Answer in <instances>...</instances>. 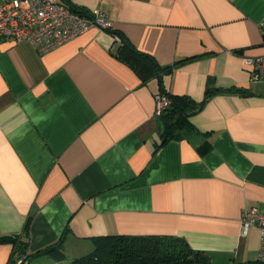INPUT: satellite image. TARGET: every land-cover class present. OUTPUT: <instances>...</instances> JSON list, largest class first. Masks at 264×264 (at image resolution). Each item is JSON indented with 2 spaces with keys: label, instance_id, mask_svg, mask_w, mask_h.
Listing matches in <instances>:
<instances>
[{
  "label": "crops",
  "instance_id": "0c3cea01",
  "mask_svg": "<svg viewBox=\"0 0 264 264\" xmlns=\"http://www.w3.org/2000/svg\"><path fill=\"white\" fill-rule=\"evenodd\" d=\"M59 1L178 64L142 84L95 28L43 54L0 43V236L27 242L20 264H66L112 235L178 238L213 264L255 260L259 233L242 236L240 216L264 211V83L244 57L264 55V0ZM160 85L210 94L186 136L162 144ZM57 242L61 260L35 255ZM11 250L0 244V264Z\"/></svg>",
  "mask_w": 264,
  "mask_h": 264
},
{
  "label": "trees",
  "instance_id": "16d2710c",
  "mask_svg": "<svg viewBox=\"0 0 264 264\" xmlns=\"http://www.w3.org/2000/svg\"><path fill=\"white\" fill-rule=\"evenodd\" d=\"M70 8L84 16H89V13L82 8L72 6ZM105 30L113 36L119 37L120 42L117 43L114 56L130 68L142 84L152 78H157L161 83V76L170 72L178 64L161 66L152 55L137 50L119 32L110 28ZM160 89L171 101L169 107L160 117L164 126L160 143L162 144L168 140L180 139L186 136L189 117L201 109L210 94L209 92L206 93L201 102H196L186 95L166 93L162 85H160ZM224 92L245 94L246 90L228 89ZM203 150L206 149L202 148L200 152L203 153ZM24 234H28L27 225ZM92 241L94 244L92 252L66 264H213L202 252L192 250L185 241L173 237L112 235L94 237ZM0 244L12 245L8 264H17L18 259L24 257L25 261L31 256L27 254V242L19 236H0ZM61 250V242H57L35 255L53 254L56 259L61 260L63 257ZM230 264H264V262L255 259Z\"/></svg>",
  "mask_w": 264,
  "mask_h": 264
},
{
  "label": "built area",
  "instance_id": "2783aa9c",
  "mask_svg": "<svg viewBox=\"0 0 264 264\" xmlns=\"http://www.w3.org/2000/svg\"><path fill=\"white\" fill-rule=\"evenodd\" d=\"M264 32V19L259 23ZM105 30L108 21L100 12L84 16L59 0H5L0 2V43H29L39 54L75 38L89 29ZM119 43L118 36H113ZM250 70V82L264 83V55L244 57ZM169 97L158 92L154 95V116L160 118L170 105ZM241 235L251 228L259 233L256 260L264 262V211L255 206L245 208L240 216ZM24 257L17 260V264Z\"/></svg>",
  "mask_w": 264,
  "mask_h": 264
},
{
  "label": "water",
  "instance_id": "95a60500",
  "mask_svg": "<svg viewBox=\"0 0 264 264\" xmlns=\"http://www.w3.org/2000/svg\"><path fill=\"white\" fill-rule=\"evenodd\" d=\"M210 83H212V81H210Z\"/></svg>",
  "mask_w": 264,
  "mask_h": 264
},
{
  "label": "rangeland",
  "instance_id": "374dc122",
  "mask_svg": "<svg viewBox=\"0 0 264 264\" xmlns=\"http://www.w3.org/2000/svg\"><path fill=\"white\" fill-rule=\"evenodd\" d=\"M179 248V247H178Z\"/></svg>",
  "mask_w": 264,
  "mask_h": 264
}]
</instances>
